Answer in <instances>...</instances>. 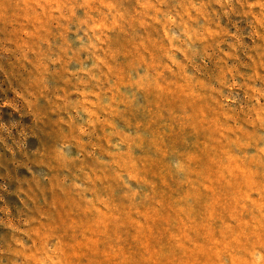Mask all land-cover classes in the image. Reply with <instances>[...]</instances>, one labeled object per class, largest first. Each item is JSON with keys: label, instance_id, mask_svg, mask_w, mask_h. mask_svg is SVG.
<instances>
[{"label": "rangeland", "instance_id": "obj_1", "mask_svg": "<svg viewBox=\"0 0 264 264\" xmlns=\"http://www.w3.org/2000/svg\"><path fill=\"white\" fill-rule=\"evenodd\" d=\"M0 264H264V0H0Z\"/></svg>", "mask_w": 264, "mask_h": 264}]
</instances>
